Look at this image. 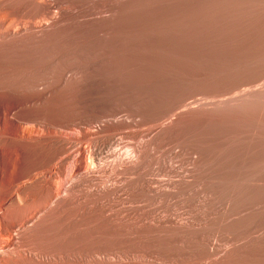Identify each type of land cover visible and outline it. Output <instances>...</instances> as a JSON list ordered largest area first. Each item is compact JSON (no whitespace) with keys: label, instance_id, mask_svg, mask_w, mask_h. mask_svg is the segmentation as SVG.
<instances>
[{"label":"rangeland","instance_id":"374dc122","mask_svg":"<svg viewBox=\"0 0 264 264\" xmlns=\"http://www.w3.org/2000/svg\"><path fill=\"white\" fill-rule=\"evenodd\" d=\"M49 2L46 58L14 53L6 102L81 140L51 171L66 201L13 242L41 264H264V0ZM33 9L0 0L8 18ZM32 186L7 218L42 202Z\"/></svg>","mask_w":264,"mask_h":264},{"label":"bare ground","instance_id":"6f19581e","mask_svg":"<svg viewBox=\"0 0 264 264\" xmlns=\"http://www.w3.org/2000/svg\"><path fill=\"white\" fill-rule=\"evenodd\" d=\"M32 2L36 8L33 13L39 18L36 21H26L22 16L8 18L0 14V264H19L25 260L41 264L51 260L46 254L22 248L21 243L13 242V239L16 234L21 239L31 238L44 225L49 215L66 201L67 196L60 193V185L53 181L51 171L55 166L65 164L70 158V149L74 148L77 140H81L71 132H56L48 127L43 132L27 126L24 119L13 112L14 104L6 102L15 93L20 94L18 88H9V85H18L20 78L2 72V68L16 63L11 60L16 52L22 55L20 61L28 65L31 58L35 62L38 57L45 59L49 49L48 42L56 33L51 2ZM21 23L23 25L19 27ZM244 96L241 99L246 98ZM37 149H50L51 153L46 160L30 164L29 152ZM76 151L83 155L81 148ZM90 151L86 150L87 153ZM74 161L77 169L82 167L76 159ZM30 183L33 189L44 194V199L14 219L7 218L3 209L9 202L29 201V188L26 186ZM50 200H53L52 203Z\"/></svg>","mask_w":264,"mask_h":264}]
</instances>
